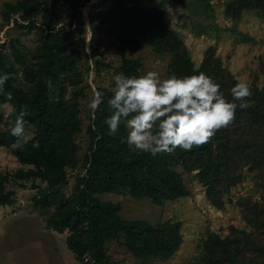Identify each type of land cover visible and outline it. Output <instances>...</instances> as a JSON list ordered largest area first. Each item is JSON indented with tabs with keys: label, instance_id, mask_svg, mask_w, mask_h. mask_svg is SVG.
<instances>
[{
	"label": "trees",
	"instance_id": "trees-1",
	"mask_svg": "<svg viewBox=\"0 0 264 264\" xmlns=\"http://www.w3.org/2000/svg\"><path fill=\"white\" fill-rule=\"evenodd\" d=\"M62 1L4 2L0 11V33L10 26L5 31L7 40L0 44V75H10L0 93V148L9 151L20 166L13 173L0 174V207L15 203V192L7 189L9 183L20 188L30 183L36 191L34 208L52 210L45 225L67 234L66 246L79 264H114L107 252V244L113 241L141 264H150L170 260L180 250L181 221L125 219L121 205L100 199L102 195L127 193L158 206L186 199L190 192L176 169L180 166L204 188L208 203L222 210L231 189L250 178L259 197L241 196L236 201L245 227L230 226L225 236L208 231L197 247L198 254L187 264H264V83L258 85V75L250 83L252 107L237 109L233 123L219 129L208 143L191 151L177 148L173 154L134 152L124 142L127 129L123 124L115 135H109L104 123L111 114L108 100L114 88L101 85L100 78L112 65L94 49L90 55L86 51L81 9L90 0H67V12ZM203 1L208 8L210 0ZM168 3L101 0L93 4L88 14L90 45L103 34L122 50L137 52L146 47L169 57L167 75L204 72L216 79L231 100L230 90L237 79L212 46L199 65L194 63L180 32L170 27ZM247 12L262 18L264 0H227L223 9L234 25ZM31 35L35 42L28 48L23 38ZM114 72L140 75L142 62L123 57ZM90 73L95 90L103 93V102L89 115L87 149L80 155V106L86 94L93 93L87 82ZM8 104L17 109L27 106V130L33 139L22 149L16 148L8 130L9 117L1 111ZM35 142L38 148L32 146ZM76 170L80 172L67 194L68 174Z\"/></svg>",
	"mask_w": 264,
	"mask_h": 264
},
{
	"label": "rangeland",
	"instance_id": "rangeland-1",
	"mask_svg": "<svg viewBox=\"0 0 264 264\" xmlns=\"http://www.w3.org/2000/svg\"><path fill=\"white\" fill-rule=\"evenodd\" d=\"M16 1L0 0V11L4 2ZM100 1L90 0L81 9L86 24L87 53L92 54L94 49L105 62L112 65V69L102 74L100 84L114 88L113 77L116 75L114 69L119 66L123 57L140 58L142 74L155 70L161 74V78H165L169 58L167 56H158L146 47H142L137 52L122 50L103 34L97 38L93 47L90 45L88 14L93 12V4L97 5ZM226 1L210 0L209 7L205 8L203 0H169L167 10L170 27L180 32L196 65L200 64L205 50L212 46L216 49V55L221 58L223 65L237 81L246 80L251 83L257 74L258 85L261 86L264 83V16L259 18L252 12H247L241 22L234 25L223 14ZM61 3L63 10L67 12V0ZM9 27L0 33V44L7 40L5 31ZM66 28L69 29L67 26ZM240 34L248 35L250 40L244 39ZM23 40L28 48L34 46L35 37L32 35ZM93 79L94 75L90 73L87 82L93 93H87L80 106L83 126V132L78 138L82 148L80 155H83L87 149L85 130L92 112L88 105L94 96ZM1 111L7 114L6 105L1 107ZM2 128L0 124V130ZM19 167L15 157L6 149L0 148V174L13 173ZM176 169L182 174L190 192L186 199L181 198L158 206L146 199H133L127 193L104 194L100 197L105 201L118 202L121 205L120 213L125 219H144L151 223L166 220L181 221L183 244L180 250L170 260H153L150 264H187L198 254L197 247L208 231L225 236L230 226L245 227L236 205V201L241 196L259 197L251 179L247 178L242 184L231 189L229 196L224 199V208L216 209L206 200L204 188L182 167L178 166ZM78 172L80 170L69 172L67 194L74 185ZM7 189L15 192V203L0 207V264H79L66 246L67 234H59L45 225V219L52 210L34 208L32 197L36 191L32 189L31 184L26 183L24 188H20L14 183H9ZM107 252L114 264H141L119 242L108 243Z\"/></svg>",
	"mask_w": 264,
	"mask_h": 264
},
{
	"label": "clouds",
	"instance_id": "clouds-1",
	"mask_svg": "<svg viewBox=\"0 0 264 264\" xmlns=\"http://www.w3.org/2000/svg\"><path fill=\"white\" fill-rule=\"evenodd\" d=\"M90 28V26H87ZM10 79L0 75V93ZM114 90L108 100L111 114L104 123L108 134L115 135L121 125L127 129L124 142L130 150L139 153L173 154L177 148L191 151L208 143L215 133L228 127L236 118L237 109L252 107L251 85L238 81L230 90L231 100L221 91L213 77L199 72L186 76L170 73L165 78L155 70L140 75H114ZM11 101V94L7 95ZM103 102V93L94 90L88 107L94 114ZM10 134L15 146L22 149L33 134L27 130V106L17 109L6 105ZM39 147V143L32 145Z\"/></svg>",
	"mask_w": 264,
	"mask_h": 264
}]
</instances>
